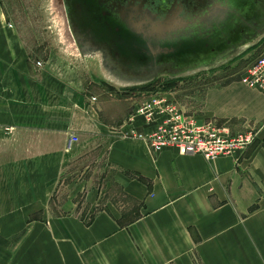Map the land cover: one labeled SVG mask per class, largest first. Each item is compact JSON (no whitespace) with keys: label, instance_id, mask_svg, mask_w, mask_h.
<instances>
[{"label":"crops","instance_id":"crops-1","mask_svg":"<svg viewBox=\"0 0 264 264\" xmlns=\"http://www.w3.org/2000/svg\"><path fill=\"white\" fill-rule=\"evenodd\" d=\"M39 69L0 6V264H264V91L244 72L165 91L200 121L257 131L209 162L130 135L153 129L131 121L151 93L96 102Z\"/></svg>","mask_w":264,"mask_h":264},{"label":"water","instance_id":"water-1","mask_svg":"<svg viewBox=\"0 0 264 264\" xmlns=\"http://www.w3.org/2000/svg\"><path fill=\"white\" fill-rule=\"evenodd\" d=\"M98 4L99 13L90 17L103 44L97 50L104 46L112 56L101 66L125 87L147 85L158 75L180 79L218 69L264 39V0H177L162 16L145 9L144 0L108 10ZM126 36L143 39L146 54L130 55Z\"/></svg>","mask_w":264,"mask_h":264},{"label":"rangeland","instance_id":"rangeland-1","mask_svg":"<svg viewBox=\"0 0 264 264\" xmlns=\"http://www.w3.org/2000/svg\"><path fill=\"white\" fill-rule=\"evenodd\" d=\"M0 6L5 13L7 24L10 28L14 27L17 30L33 63L38 68L48 69L58 75L73 89L81 91L93 101L97 102L96 97L98 100L99 97L105 98L106 102L115 98L138 97L139 95L136 96V94L142 92L177 91V89H188L190 86L194 88L199 85L204 87L213 81L212 76L207 75L211 72L208 71L172 81L166 77H160L144 88L121 86L106 75L98 58L84 59L81 56L71 34L62 0H0ZM90 32L99 33L95 26L90 27ZM124 48L134 58H141L147 52L143 39L132 36L124 38ZM263 53L264 40L254 49L212 71L225 69L224 72L241 74ZM42 69H39L38 73H41ZM197 89L202 90L201 87ZM182 94L186 101H192L190 97L193 91ZM185 94H187L186 98ZM81 164H84L82 160L76 163V165ZM86 177L98 180L100 175L95 176L92 169ZM83 193L79 194L77 199L82 200Z\"/></svg>","mask_w":264,"mask_h":264},{"label":"built area","instance_id":"built-area-1","mask_svg":"<svg viewBox=\"0 0 264 264\" xmlns=\"http://www.w3.org/2000/svg\"><path fill=\"white\" fill-rule=\"evenodd\" d=\"M241 82L264 91V53L246 67ZM138 117L153 129L146 132L133 129L130 135L145 140L153 152L173 147L185 154H200L209 162L245 151L257 136V131L252 128L232 133L227 125H219L213 120L200 121L160 90L151 93L138 106L131 121ZM77 143L79 136L72 133L67 149L72 150Z\"/></svg>","mask_w":264,"mask_h":264},{"label":"flooded vegetation","instance_id":"flooded-vegetation-1","mask_svg":"<svg viewBox=\"0 0 264 264\" xmlns=\"http://www.w3.org/2000/svg\"><path fill=\"white\" fill-rule=\"evenodd\" d=\"M99 1H102L104 3L105 9L108 10L109 8L128 7V5L132 2L138 4L139 0H62L71 34L76 44L78 43L82 46L83 54L80 52L81 56L84 59L98 58L101 63L103 59L105 60V57L111 59L112 56L106 55L108 50L104 46V52L97 50V48H102L103 45L102 41H100L99 33L93 34L90 32V27L94 26L93 23H90V17L93 13H99ZM176 1L177 0H144V5L145 9L154 12L158 16H162L164 10L168 9L172 5H175ZM113 5L115 6L112 7ZM160 77H166L169 80H173L170 79L168 75L164 74L155 77L151 83ZM128 88L134 87L129 86Z\"/></svg>","mask_w":264,"mask_h":264},{"label":"trees","instance_id":"trees-1","mask_svg":"<svg viewBox=\"0 0 264 264\" xmlns=\"http://www.w3.org/2000/svg\"><path fill=\"white\" fill-rule=\"evenodd\" d=\"M263 40H264V39H263ZM263 40H262V41H263ZM257 45H258V44H257ZM257 45H256V46H257ZM256 46H255V47H256ZM255 47H253L252 49H254ZM252 49H250V50H252ZM180 79H181V78H180ZM173 80H175V79H173ZM170 81H172V80H170ZM151 84H152V83H151ZM151 84H147V85H143V86H139V87H143V88H144V87H146V86H150Z\"/></svg>","mask_w":264,"mask_h":264}]
</instances>
